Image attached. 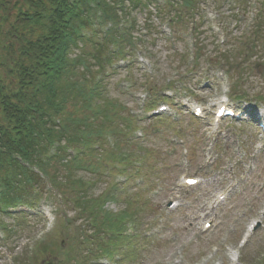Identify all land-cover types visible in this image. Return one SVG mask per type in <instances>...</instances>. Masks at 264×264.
Instances as JSON below:
<instances>
[{"label": "rangeland", "instance_id": "obj_1", "mask_svg": "<svg viewBox=\"0 0 264 264\" xmlns=\"http://www.w3.org/2000/svg\"><path fill=\"white\" fill-rule=\"evenodd\" d=\"M168 11L165 0L133 9L136 47L99 74L107 99L119 105L114 125L123 124L119 115L127 109L137 116L139 130L117 137L131 153L129 163L101 158L98 166L95 153L84 162L98 169L72 171L89 181L86 197H108L104 209L125 218L118 249L111 256L95 251L110 233L95 236L92 221L68 196L45 191L46 180L38 186L44 194L22 218L0 215L14 229L5 237L0 226V264H89L82 260L88 249V260L102 264H264V0H199L190 15L169 24ZM166 86L177 87L164 91L169 100L145 103ZM225 100L251 112L249 119L213 123L209 104ZM161 104L167 111L155 119L151 110ZM194 105L203 106L202 117L189 115ZM112 142L105 136L104 149ZM57 174L66 176L63 168ZM184 176L199 181L187 186ZM220 193L225 198L214 203ZM205 220L213 225L205 229ZM251 221L259 225L242 242ZM83 233L91 241L81 243Z\"/></svg>", "mask_w": 264, "mask_h": 264}, {"label": "trees", "instance_id": "obj_2", "mask_svg": "<svg viewBox=\"0 0 264 264\" xmlns=\"http://www.w3.org/2000/svg\"><path fill=\"white\" fill-rule=\"evenodd\" d=\"M152 1L0 0L1 216H10V207L34 206L44 194L39 183L47 180L92 221L95 236L105 229L110 238L119 236L124 228L120 216L107 212L103 200L86 197L89 181L74 178L72 171L96 170L101 158L129 163L131 153L118 146L117 137L131 132L132 117L123 113L119 115L123 124L114 125L119 105L107 99L99 74L115 57L126 59L132 54L136 47L132 10L148 8ZM165 2L168 24L181 21L199 4V0ZM256 27L259 30L262 22ZM87 29L93 31L90 36ZM224 57L229 59L227 52ZM105 136L113 139L108 150L103 145ZM95 153L98 166L86 164L84 159ZM59 168L66 172L61 180ZM0 226L5 237L14 230L6 222L0 221ZM84 233L81 243L91 241ZM105 242H97L94 250L111 256L116 242ZM43 247L50 250L49 244ZM89 256L82 260L89 262Z\"/></svg>", "mask_w": 264, "mask_h": 264}]
</instances>
